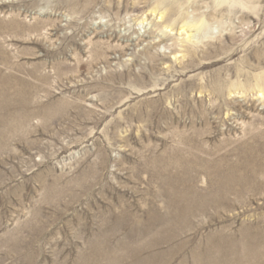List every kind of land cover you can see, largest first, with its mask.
I'll use <instances>...</instances> for the list:
<instances>
[{
  "label": "rangeland",
  "instance_id": "374dc122",
  "mask_svg": "<svg viewBox=\"0 0 264 264\" xmlns=\"http://www.w3.org/2000/svg\"><path fill=\"white\" fill-rule=\"evenodd\" d=\"M0 77V264L259 263L264 0H0Z\"/></svg>",
  "mask_w": 264,
  "mask_h": 264
},
{
  "label": "bare ground",
  "instance_id": "6f19581e",
  "mask_svg": "<svg viewBox=\"0 0 264 264\" xmlns=\"http://www.w3.org/2000/svg\"><path fill=\"white\" fill-rule=\"evenodd\" d=\"M17 72V71H16ZM0 81H2V80H4V79H2V77H0ZM6 79V78H5ZM8 80V79H7ZM4 81H6V80H4ZM3 81V82H4ZM9 81H11L10 79H9ZM26 81V80H25ZM6 84H8V83H6ZM3 85H5V84H3ZM11 85V84H10ZM1 86V85H0ZM12 86V85H11ZM10 86V87H11ZM4 87V86H3ZM7 87V86H6ZM16 87V86H15ZM3 89V88H2ZM2 91V90H1ZM7 93L8 91L6 90V89H3V93ZM16 92H17V90H16ZM18 93H19V91H18ZM17 93V94H18ZM1 94V93H0ZM14 94V93H13ZM16 94V95H17ZM4 95V94H3ZM5 95H7V94H5ZM19 95V94H18ZM21 95V94H20ZM243 96V95H242ZM24 98V97H23ZM10 105V104H9ZM16 111V110H15ZM24 111V110H23ZM5 122H2V124L0 123V125H3ZM223 182V181H222ZM225 183V182H224ZM233 183V179L232 178H229L228 179V184L227 185H230V184H232ZM186 200L187 198L186 197H184V198H182L181 200ZM184 200V201H185ZM191 204V203H190ZM191 212V208L190 207H183L182 208V213H183V215H188L189 213ZM186 218V217H185ZM182 222V221H181ZM177 223V222H176ZM254 225V224H253ZM228 235V234H227ZM243 235H244V233H243ZM245 235H246V233H245ZM241 236H242V234H241ZM243 237V236H242ZM245 237V236H244ZM244 237H243V239H244ZM249 237V236H248ZM236 239V238H235ZM249 239V238H248ZM259 241H263L264 242V236L263 237H261L260 238V240ZM248 242V241H247ZM250 242V241H249ZM226 243V242H225ZM238 243H239V241H238ZM250 243H252V242H250ZM219 244V243H218ZM248 244V243H247ZM236 245V244H235ZM245 246V245H244ZM247 246H249L248 247V249H251V250H247V248H246V250L249 252V254L251 255V256H253L254 258V261H259V263H257V264H264V260H260V258H264V251H263V247L260 245V246H258L257 248H259V249H253V247L252 246H254L253 244L251 245V244H249V245H247ZM252 247V248H251ZM262 247V248H261ZM241 248V247H240ZM206 249V248H205ZM212 249V248H211ZM236 249H239V248H236ZM242 249V248H241ZM214 251V250H213ZM240 252V251H239ZM246 253V252H245ZM242 254V253H241ZM114 256V255H113ZM241 256V255H240ZM204 257V256H203ZM243 258V257H242ZM200 259V258H199ZM242 260V259H241ZM200 261V260H199ZM212 261V260H211ZM230 261V260H229ZM262 261V262H261ZM204 262V261H203ZM242 262V261H241ZM185 263V262H184ZM214 264V263H213Z\"/></svg>",
  "mask_w": 264,
  "mask_h": 264
}]
</instances>
